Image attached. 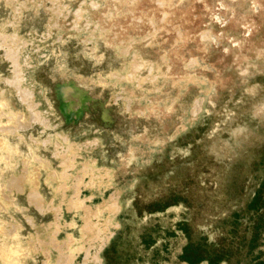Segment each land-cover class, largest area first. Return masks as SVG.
I'll use <instances>...</instances> for the list:
<instances>
[{
    "label": "rangeland",
    "instance_id": "rangeland-1",
    "mask_svg": "<svg viewBox=\"0 0 264 264\" xmlns=\"http://www.w3.org/2000/svg\"><path fill=\"white\" fill-rule=\"evenodd\" d=\"M0 264H264V0H0Z\"/></svg>",
    "mask_w": 264,
    "mask_h": 264
},
{
    "label": "bare ground",
    "instance_id": "bare-ground-1",
    "mask_svg": "<svg viewBox=\"0 0 264 264\" xmlns=\"http://www.w3.org/2000/svg\"><path fill=\"white\" fill-rule=\"evenodd\" d=\"M90 209V208H89ZM89 221V220H88ZM89 223V222H88Z\"/></svg>",
    "mask_w": 264,
    "mask_h": 264
}]
</instances>
